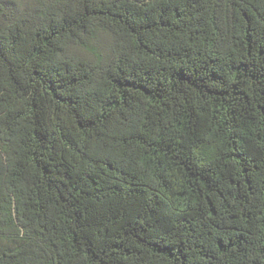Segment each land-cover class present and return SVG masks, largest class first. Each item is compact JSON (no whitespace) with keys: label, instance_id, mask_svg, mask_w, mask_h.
<instances>
[{"label":"trees","instance_id":"1","mask_svg":"<svg viewBox=\"0 0 264 264\" xmlns=\"http://www.w3.org/2000/svg\"><path fill=\"white\" fill-rule=\"evenodd\" d=\"M0 264H264V0H0Z\"/></svg>","mask_w":264,"mask_h":264}]
</instances>
